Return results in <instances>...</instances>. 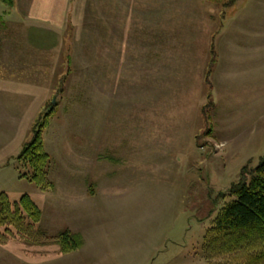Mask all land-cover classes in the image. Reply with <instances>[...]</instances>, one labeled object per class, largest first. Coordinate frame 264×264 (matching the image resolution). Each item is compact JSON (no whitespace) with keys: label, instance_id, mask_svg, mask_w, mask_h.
Returning a JSON list of instances; mask_svg holds the SVG:
<instances>
[{"label":"rangeland","instance_id":"1","mask_svg":"<svg viewBox=\"0 0 264 264\" xmlns=\"http://www.w3.org/2000/svg\"><path fill=\"white\" fill-rule=\"evenodd\" d=\"M230 1L0 0V194L42 211L0 264H224L206 232L264 158V0ZM44 121L46 189L17 159Z\"/></svg>","mask_w":264,"mask_h":264},{"label":"trees","instance_id":"2","mask_svg":"<svg viewBox=\"0 0 264 264\" xmlns=\"http://www.w3.org/2000/svg\"><path fill=\"white\" fill-rule=\"evenodd\" d=\"M1 1L10 7L16 2V0ZM211 44L212 56L206 76L208 85L211 84L210 77L217 64L216 45L213 40ZM208 106L213 105L207 104L203 111H207ZM45 126L46 121L37 125L33 138L23 145L17 156V159L24 160L34 168L22 176L35 181L44 189L52 186L47 177L50 156L45 152L43 143ZM230 191L234 199L226 203L206 232L204 241L206 258L208 261H219L224 264H264V158L250 170L249 174H244L238 182H235L230 187ZM2 215L4 216L0 219V228L3 229L4 234L13 229L12 232L18 236L26 230L38 231L37 226L41 221L42 211L28 194L18 200H11L2 193L0 217ZM62 235L64 253H69L83 245L81 237L77 234L65 232ZM2 237L3 233L0 230V238Z\"/></svg>","mask_w":264,"mask_h":264},{"label":"crops","instance_id":"3","mask_svg":"<svg viewBox=\"0 0 264 264\" xmlns=\"http://www.w3.org/2000/svg\"><path fill=\"white\" fill-rule=\"evenodd\" d=\"M39 1H40V0H39ZM42 1L44 2L45 0H42ZM2 127H4V126H2ZM2 127H0V132H2V130H3ZM5 134H6V133L2 134L1 136L3 137V136H5ZM1 136H0V137H1ZM2 140L5 142V137H3ZM5 157H6V156H5ZM3 161H4V160H3ZM3 161H2V162H3Z\"/></svg>","mask_w":264,"mask_h":264}]
</instances>
